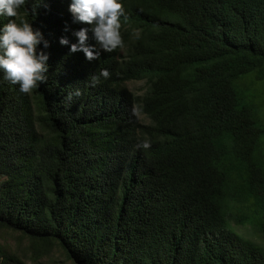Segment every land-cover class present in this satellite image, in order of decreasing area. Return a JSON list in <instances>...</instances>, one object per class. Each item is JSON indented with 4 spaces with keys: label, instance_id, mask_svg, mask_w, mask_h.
<instances>
[{
    "label": "trees",
    "instance_id": "obj_1",
    "mask_svg": "<svg viewBox=\"0 0 264 264\" xmlns=\"http://www.w3.org/2000/svg\"><path fill=\"white\" fill-rule=\"evenodd\" d=\"M69 3L18 10L48 68L28 94L0 78V230L76 264H264V0H121L92 60L59 42L86 26Z\"/></svg>",
    "mask_w": 264,
    "mask_h": 264
},
{
    "label": "clouds",
    "instance_id": "obj_2",
    "mask_svg": "<svg viewBox=\"0 0 264 264\" xmlns=\"http://www.w3.org/2000/svg\"><path fill=\"white\" fill-rule=\"evenodd\" d=\"M27 2L28 0H0V17L10 18L6 23H0V73L3 74L0 78L17 85L21 94H28L37 88L46 79L44 74L48 68V54L37 47L42 39L40 31L18 14V10ZM40 2L41 0H34L36 5ZM68 11L75 22L86 25L75 31L76 43L69 44L66 38H60V44L69 45V52L80 50L87 60L99 56L98 51H93L94 45L85 44L89 31L96 45L107 53L122 46L120 18L126 20L127 17L121 0H70ZM44 47H47L46 41ZM109 76V71L101 68L98 74L94 73L88 78V83L95 86L101 78L107 80ZM142 91L136 94H141ZM80 94V90L76 89L75 95ZM68 96L71 98L72 93L69 92ZM137 146L148 149L150 141L143 139Z\"/></svg>",
    "mask_w": 264,
    "mask_h": 264
},
{
    "label": "rangeland",
    "instance_id": "obj_3",
    "mask_svg": "<svg viewBox=\"0 0 264 264\" xmlns=\"http://www.w3.org/2000/svg\"><path fill=\"white\" fill-rule=\"evenodd\" d=\"M130 87L134 93H140L143 83L134 81ZM2 245L16 253L26 264H76L58 247H51L48 252L38 254L30 248L27 239L20 238L18 233L12 231L0 230V246Z\"/></svg>",
    "mask_w": 264,
    "mask_h": 264
}]
</instances>
